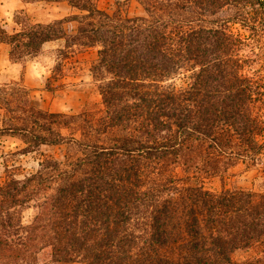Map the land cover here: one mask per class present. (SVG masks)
Returning a JSON list of instances; mask_svg holds the SVG:
<instances>
[{
    "label": "trees",
    "instance_id": "1",
    "mask_svg": "<svg viewBox=\"0 0 264 264\" xmlns=\"http://www.w3.org/2000/svg\"><path fill=\"white\" fill-rule=\"evenodd\" d=\"M66 1L49 22L0 18L13 62L95 47L100 96L51 112L0 85V136L60 150L4 165L0 264H264V191L207 186L264 152L263 0H134L140 16Z\"/></svg>",
    "mask_w": 264,
    "mask_h": 264
},
{
    "label": "rangeland",
    "instance_id": "2",
    "mask_svg": "<svg viewBox=\"0 0 264 264\" xmlns=\"http://www.w3.org/2000/svg\"><path fill=\"white\" fill-rule=\"evenodd\" d=\"M264 2V0H263ZM98 7L114 10L119 7L129 16L143 14L142 7L134 0H97ZM24 9L29 18L36 22H49L76 13L66 0H0V18L12 23L16 10ZM73 28L74 24H69ZM62 40L43 44L40 52L33 57L13 62L8 56L9 46L0 43V85L17 83L27 89L29 101L39 109L51 112H76L84 105H92L100 101L97 82L92 78L91 65L96 59V48L75 49L63 61H59L58 49ZM254 52L264 59L263 43L255 45ZM177 83H181L177 80ZM18 88L17 85H11ZM24 144L17 138L0 136V179L3 168L15 166L19 174L32 170L41 154L60 155L59 149L41 147L33 153L20 152ZM250 189L256 194L264 191V152L260 153L252 165L239 161L229 168L223 179L212 178L207 186L220 189L222 186ZM33 214L32 208L23 212L27 220ZM246 254L236 252L234 258L241 260ZM62 264H81L79 262Z\"/></svg>",
    "mask_w": 264,
    "mask_h": 264
}]
</instances>
